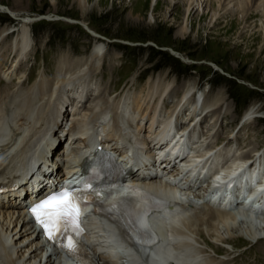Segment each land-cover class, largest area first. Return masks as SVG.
<instances>
[{
  "label": "bare ground",
  "instance_id": "bare-ground-1",
  "mask_svg": "<svg viewBox=\"0 0 264 264\" xmlns=\"http://www.w3.org/2000/svg\"><path fill=\"white\" fill-rule=\"evenodd\" d=\"M76 1L82 9L85 7L83 0ZM150 1L157 6L161 0ZM180 1L184 4L181 13L184 16L185 34L189 16L195 12L197 16H205L206 12H210L206 9L209 0L164 2L170 6ZM210 1L217 4L219 13L213 11L211 15L218 16L216 20L224 14L235 16L237 10L242 9L245 4H250L251 10H258V13L264 16V0ZM150 14L155 16V8ZM163 16H166V12ZM250 18L251 16H245L242 19V23L245 21L244 27L248 25V28L251 25L248 24ZM263 22L260 25V35L258 34L261 50H264V38H261L264 37ZM256 32L258 31L254 30L251 37L249 36L254 41ZM10 35L11 31L7 28L0 30L1 40H6ZM32 39L28 25H22L16 35L11 37L6 48L14 53V62L0 75V154L8 156V169L14 164V171L17 173L26 168L30 161H39L47 169L54 170L61 163L66 174H78V164L87 151L86 143L91 138V133L98 129L104 132L110 123L117 127L116 130L121 135L118 138H124L125 135L130 147L134 148L130 150L129 160L134 161L133 154L138 150L136 148H140L138 151L140 153L143 152V148L145 149L141 164L137 161L139 167L146 166L145 160L154 159L155 156L157 159L162 155L171 158L176 156L174 164L167 171L161 169V166L145 167L147 174L157 175L162 172L160 178L155 176L148 181L138 180L146 189L170 201L166 210H154L149 215L151 223L159 233V243L150 248L140 247L137 250L139 253L132 252L129 251V247L124 248L115 240L110 223L95 222L92 226L93 231L99 230L101 233L98 238L92 235V238L100 241V248L96 250L98 264H221L225 258L215 260L212 257V253H216L214 246L226 245L242 238L253 245L264 242V152L258 149L253 152H251L253 149L232 150L224 145L217 148L215 155L212 154V149L207 147L216 140L214 139L217 137L216 132L212 135L214 130L210 129L211 131H204L205 134L199 133L204 127L201 122L208 115L210 119L207 121L213 120L212 123L216 124L224 105L223 97L217 98L214 102H207L203 99V94L198 93L197 96L194 93L195 85L186 84L177 98L176 89L169 90V86H172L170 83L161 81L159 85L154 81L153 85H148L145 96L129 93L135 97L130 99L129 95H125L113 101L108 88H105L103 92L95 93L96 95L94 94L83 108L78 109L84 105L79 100L81 102L79 106L72 103L67 111L66 102L67 98H70L69 94L75 91L80 83L87 85L86 81L91 79L90 75L103 67L105 58L103 44L96 41L88 54L70 60L74 69L66 72L68 76L65 73V76L60 75L64 64H68L60 59L57 71L46 77L47 80L41 78L45 76L41 74L39 83H36L38 93L34 94L32 87L27 90L21 89L20 85L26 80L27 75L22 72L17 74L16 71L33 50ZM249 46L252 47L251 44ZM3 58L4 56L0 57V61H3ZM14 78L16 83L11 90L10 86L13 85L10 84ZM2 79L8 83L2 84ZM160 86L162 90H159ZM84 91L85 89H82L78 93L79 97L86 94ZM161 98L166 103L164 108L160 105L163 109L157 107ZM69 112L72 120L65 128L62 126V120ZM143 112L148 115L142 116ZM256 113H258L256 108L248 107L242 114L240 128L258 117ZM133 123L139 130L131 128L132 133L128 129L125 130V134H121L119 126L126 129V125L129 128ZM119 134L117 132V135ZM226 138L231 139V143L235 140L233 132ZM123 140L127 143V140ZM185 143L190 144V149H184ZM205 143L207 146L203 147ZM111 146L119 149L117 143ZM126 156L127 153L124 154V157ZM46 168L37 173L45 176ZM10 173L13 174V171ZM129 176L131 180L135 177L139 179L138 172L136 174L131 172ZM206 197L221 202H232L242 197L243 200H248V203L246 208H240L241 210L236 212L213 211L205 202ZM240 204L244 206V202ZM255 216L259 219L256 220ZM0 264H70V262L60 254H52L44 248L23 208H14L0 201Z\"/></svg>",
  "mask_w": 264,
  "mask_h": 264
},
{
  "label": "rangeland",
  "instance_id": "rangeland-1",
  "mask_svg": "<svg viewBox=\"0 0 264 264\" xmlns=\"http://www.w3.org/2000/svg\"><path fill=\"white\" fill-rule=\"evenodd\" d=\"M164 1L156 6L150 0H83L82 9L76 0H0V30L11 31L6 40L0 38V57L4 56L0 75L14 62V53L6 48L22 25H28L31 31L33 50L27 61L18 70L15 68L17 74L20 70L29 72V81L21 89L27 90L39 74L52 76L60 59L68 62L61 71V76L67 75L68 70L74 69L69 61L88 54L99 41L105 58L101 70L90 75L92 87L100 91L108 88L115 101L125 91L145 96L148 85L154 81L159 85L161 81L170 83L169 90L176 89L177 98L186 84H193L194 93L203 94L207 102L224 98L216 124L207 121L209 115L203 118L202 134L213 129L212 135L217 134L215 141L225 145L221 147L253 149L251 152L258 149L263 153L264 50L260 49L259 35L264 16L245 4L235 16L224 14L216 20L218 16L211 15L213 11L219 13L217 4L209 0L206 9L210 12L189 16L184 34L183 2L168 6ZM153 8L155 16L150 14ZM38 15L63 16L68 20L33 21ZM245 16H251L248 28L244 27L245 21L242 23ZM254 30L258 31L255 41L250 38ZM95 33L99 36L92 35ZM3 83L8 82L2 79ZM15 83L14 78L11 85ZM250 106L256 108L258 117L240 128L242 114ZM232 132L235 140L231 143L226 137ZM214 248L215 260L225 258L221 264H264V242L253 245L242 238Z\"/></svg>",
  "mask_w": 264,
  "mask_h": 264
},
{
  "label": "snow or ice",
  "instance_id": "snow-or-ice-1",
  "mask_svg": "<svg viewBox=\"0 0 264 264\" xmlns=\"http://www.w3.org/2000/svg\"><path fill=\"white\" fill-rule=\"evenodd\" d=\"M30 211L48 238L55 239L81 231L79 222L86 208L82 207V197L78 193L64 190L34 205ZM63 246L69 252H74L76 247L72 240Z\"/></svg>",
  "mask_w": 264,
  "mask_h": 264
}]
</instances>
